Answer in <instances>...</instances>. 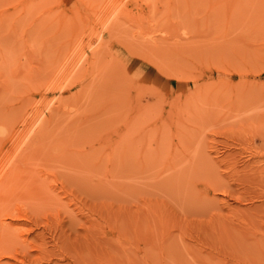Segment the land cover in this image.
Instances as JSON below:
<instances>
[{"label": "rangeland", "instance_id": "1", "mask_svg": "<svg viewBox=\"0 0 264 264\" xmlns=\"http://www.w3.org/2000/svg\"><path fill=\"white\" fill-rule=\"evenodd\" d=\"M0 223V264H264V0H0Z\"/></svg>", "mask_w": 264, "mask_h": 264}, {"label": "bare ground", "instance_id": "2", "mask_svg": "<svg viewBox=\"0 0 264 264\" xmlns=\"http://www.w3.org/2000/svg\"><path fill=\"white\" fill-rule=\"evenodd\" d=\"M101 42V41H100ZM96 51H97V48H96ZM97 53V52H96ZM177 78V77H176ZM58 103V102H57ZM46 110V109H45ZM42 113V112H41ZM38 115H40V114H38ZM42 116H44L43 114H42ZM40 118V117H39ZM37 120H39L38 121V124L39 123H43L42 121H43V118L41 117L40 119H37ZM40 120H42L41 122H40ZM37 122V121H36ZM41 126H42V124H41ZM38 132H40V131H38ZM41 134V133H40ZM6 223V222H5ZM1 224V223H0ZM3 224H1V228L3 227V228H5L4 226H2ZM7 225H9V224H7ZM9 227V226H8ZM7 229V231L9 230L8 228H6ZM6 234H8V233H6ZM4 235V234H3ZM1 238L3 237L2 235L0 236Z\"/></svg>", "mask_w": 264, "mask_h": 264}]
</instances>
